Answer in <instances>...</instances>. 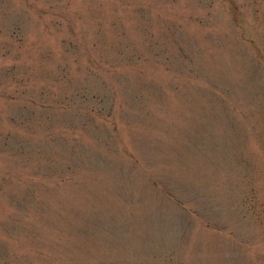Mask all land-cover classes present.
I'll return each mask as SVG.
<instances>
[{"label": "rangeland", "instance_id": "374dc122", "mask_svg": "<svg viewBox=\"0 0 264 264\" xmlns=\"http://www.w3.org/2000/svg\"><path fill=\"white\" fill-rule=\"evenodd\" d=\"M0 264H264V0H0Z\"/></svg>", "mask_w": 264, "mask_h": 264}]
</instances>
